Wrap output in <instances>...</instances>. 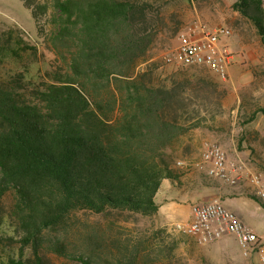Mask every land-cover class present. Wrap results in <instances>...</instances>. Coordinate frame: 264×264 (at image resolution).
Listing matches in <instances>:
<instances>
[{
  "label": "trees",
  "instance_id": "obj_1",
  "mask_svg": "<svg viewBox=\"0 0 264 264\" xmlns=\"http://www.w3.org/2000/svg\"><path fill=\"white\" fill-rule=\"evenodd\" d=\"M22 1L37 26L53 11L54 44L73 39L76 45L68 71L58 66L36 80L22 70L0 76V211L14 189L7 217L20 250L6 260L0 254V264H47L45 246L67 252L63 238L50 232L67 227L79 211L158 213L163 181H179L191 169L176 166L174 145L191 129L208 126L188 101L213 90L203 67L170 83L155 78L163 61L135 74L156 36L140 27L142 0ZM232 7L264 42V0H235ZM12 39L11 31L0 33V63L7 49L18 55ZM16 43L33 49L22 38ZM118 249L125 258L119 264H132Z\"/></svg>",
  "mask_w": 264,
  "mask_h": 264
},
{
  "label": "rangeland",
  "instance_id": "obj_2",
  "mask_svg": "<svg viewBox=\"0 0 264 264\" xmlns=\"http://www.w3.org/2000/svg\"><path fill=\"white\" fill-rule=\"evenodd\" d=\"M234 1L142 0L141 5L146 11L140 27L156 36L147 52L148 60L137 64L135 74L146 71L155 60L163 61L155 71L156 80L170 83L176 78L182 79L183 72L194 74L195 68L167 64L164 60V56L179 43L182 30L194 20L228 27L230 35H222L219 42L233 54L228 78L222 80L209 72L207 79L212 83L213 94L188 101L191 109L195 108V114L206 118L208 126L193 128L176 142V159L194 162L200 158L206 143L218 141L232 159L244 162L246 176L253 173L264 176V114L257 111L264 108V42L255 26L233 9ZM54 30L53 11L37 26L31 9L22 0H0V33L11 31L12 44L18 48L17 56L8 49L2 54L0 76L22 70L28 78L36 80L58 66L68 71L71 55L76 49L75 41L71 39L68 46L54 44ZM19 38L33 49L16 43ZM114 82L112 87L117 90ZM255 111V118L249 121ZM198 175L209 186H218L220 182L202 170ZM243 190L246 196L252 193L250 187H243ZM243 200L260 206L256 218L259 234H264V218L261 216L264 199ZM14 201L15 190L11 189L1 203L2 260L20 253L15 227L7 217ZM250 207L252 210L253 206ZM172 224L161 227L155 217L117 210L104 213L79 211L72 215L67 227L50 232L63 238L66 255H58L48 246L44 247L43 255L47 264H86L79 256L90 264H119L125 260L119 246L132 264H258L253 256L243 253L232 234L201 242L194 236L174 231ZM25 254L31 255V249H26Z\"/></svg>",
  "mask_w": 264,
  "mask_h": 264
},
{
  "label": "built area",
  "instance_id": "obj_3",
  "mask_svg": "<svg viewBox=\"0 0 264 264\" xmlns=\"http://www.w3.org/2000/svg\"><path fill=\"white\" fill-rule=\"evenodd\" d=\"M231 30L220 24L209 25L194 20L180 33L179 43L164 56L167 64L185 67H203L227 80L233 54L227 46H220L222 35ZM176 166L205 172L230 185H247L252 193L264 199V176L244 174L243 166L228 165L227 153L218 141L206 143L200 158L194 162L178 159ZM174 231L194 236L201 242L220 238L224 234L235 236L246 256H253L258 264H264V235L248 229L243 220L219 201L197 202L192 206V217L172 224Z\"/></svg>",
  "mask_w": 264,
  "mask_h": 264
},
{
  "label": "crops",
  "instance_id": "obj_4",
  "mask_svg": "<svg viewBox=\"0 0 264 264\" xmlns=\"http://www.w3.org/2000/svg\"><path fill=\"white\" fill-rule=\"evenodd\" d=\"M227 157L229 166L232 164L244 165V162L232 159L228 153ZM198 172V168L193 167L189 171L183 172L179 181L172 182L169 179L163 181L156 197L159 203V211L154 216L157 225L164 227L179 220L190 219L192 206L197 202L219 201L236 213L248 229L259 234L256 217L261 208L243 200L244 198L253 199L243 194V187L247 185L234 186L220 180H218L220 181L218 186L203 185ZM250 206H253L252 210L249 209ZM262 209L261 216L264 218V208ZM254 210L256 213L253 212Z\"/></svg>",
  "mask_w": 264,
  "mask_h": 264
}]
</instances>
